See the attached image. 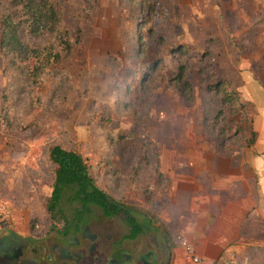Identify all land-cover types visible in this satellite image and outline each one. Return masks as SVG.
<instances>
[{"label":"rangeland","instance_id":"rangeland-1","mask_svg":"<svg viewBox=\"0 0 264 264\" xmlns=\"http://www.w3.org/2000/svg\"><path fill=\"white\" fill-rule=\"evenodd\" d=\"M12 10L0 0V18ZM61 12L73 49L63 50L55 34L32 39L45 52H63L37 80L0 51V163L7 166L0 192L19 215L12 224L45 232L54 223L46 208L53 145L81 152L103 190L171 228L173 183L246 177L248 168L232 166L243 157L253 159L250 181L260 183L264 0H64ZM182 64L186 90L175 80ZM223 79L236 91L231 104L223 89L209 88ZM136 216L144 228L136 239L125 238L130 227L122 216L99 207L89 222L107 228L137 259L169 244L160 222ZM173 231L177 241L185 237ZM180 246L170 247L167 264H192Z\"/></svg>","mask_w":264,"mask_h":264},{"label":"trees","instance_id":"trees-1","mask_svg":"<svg viewBox=\"0 0 264 264\" xmlns=\"http://www.w3.org/2000/svg\"><path fill=\"white\" fill-rule=\"evenodd\" d=\"M9 1L13 10L2 14L0 18V51L9 56L12 62H23L37 80L44 70L62 61L63 52L57 49L45 52L31 42L32 39L55 34L63 50L71 52L73 49L69 31L61 28L63 23L61 6L64 0ZM78 33L79 40L81 31ZM185 74L186 68L182 64L175 78L182 90L191 87ZM227 85L232 87V91H227ZM209 88L218 91L223 89L224 103H232L236 91L231 80L223 79ZM256 140L255 131L248 146H253ZM50 156L56 165L53 192L46 204L52 221L85 223L93 207H99L108 217L122 216L130 227V232L125 238L136 239L144 230L143 224L136 216L138 213L145 218L149 217L151 221L160 222L170 246L181 244L180 239L177 241L174 238L173 231L159 215L141 207L121 203L103 190L97 184L91 172V165L81 152L53 145L50 148ZM151 214L152 217L149 216Z\"/></svg>","mask_w":264,"mask_h":264},{"label":"crops","instance_id":"crops-1","mask_svg":"<svg viewBox=\"0 0 264 264\" xmlns=\"http://www.w3.org/2000/svg\"><path fill=\"white\" fill-rule=\"evenodd\" d=\"M249 154L252 156L251 151ZM262 155L255 160L263 173L260 183L250 181L251 165L248 162L253 161L250 157H243L241 163L232 164L240 169L248 168L244 170L248 181L235 172L233 179L228 177L225 182L223 179L213 182V178H209L205 183H173L172 190L176 199L172 210L176 216L169 219L173 222V227L169 223L168 226L172 231L179 230L196 252L210 264L230 257L246 259L253 264H264ZM6 167L5 163H0V173L5 172ZM214 172L215 170H210L206 174L211 177ZM8 174L7 172L6 175ZM10 179L13 178L10 176ZM8 182L11 183L10 180ZM1 183L3 182L0 180V187ZM16 217L19 218V215L15 211L14 221L17 220Z\"/></svg>","mask_w":264,"mask_h":264},{"label":"flooded vegetation","instance_id":"flooded-vegetation-1","mask_svg":"<svg viewBox=\"0 0 264 264\" xmlns=\"http://www.w3.org/2000/svg\"><path fill=\"white\" fill-rule=\"evenodd\" d=\"M77 221L54 222L43 232L31 228L21 230L15 225L0 231V264H107L116 252L126 254L123 242L113 239L107 228ZM168 242V241H167ZM170 244L160 251H149L140 258L131 254L138 264H167ZM163 255V257H162Z\"/></svg>","mask_w":264,"mask_h":264},{"label":"built area","instance_id":"built-area-1","mask_svg":"<svg viewBox=\"0 0 264 264\" xmlns=\"http://www.w3.org/2000/svg\"><path fill=\"white\" fill-rule=\"evenodd\" d=\"M14 205L8 200L5 196H3L0 192V230L10 226L14 220ZM181 245L188 249V259L192 262V264H210L207 259L199 255L194 249L193 245L187 238L179 237ZM212 264H253L252 262L246 259H240L237 257H230L227 259H220Z\"/></svg>","mask_w":264,"mask_h":264},{"label":"water","instance_id":"water-1","mask_svg":"<svg viewBox=\"0 0 264 264\" xmlns=\"http://www.w3.org/2000/svg\"><path fill=\"white\" fill-rule=\"evenodd\" d=\"M107 264H138V262L131 254H126L121 259L111 257Z\"/></svg>","mask_w":264,"mask_h":264}]
</instances>
